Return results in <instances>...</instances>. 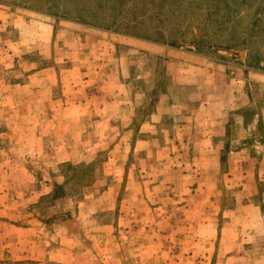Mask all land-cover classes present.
I'll use <instances>...</instances> for the list:
<instances>
[{
  "label": "rangeland",
  "instance_id": "1",
  "mask_svg": "<svg viewBox=\"0 0 264 264\" xmlns=\"http://www.w3.org/2000/svg\"><path fill=\"white\" fill-rule=\"evenodd\" d=\"M0 264H264V0H0Z\"/></svg>",
  "mask_w": 264,
  "mask_h": 264
},
{
  "label": "trees",
  "instance_id": "2",
  "mask_svg": "<svg viewBox=\"0 0 264 264\" xmlns=\"http://www.w3.org/2000/svg\"><path fill=\"white\" fill-rule=\"evenodd\" d=\"M78 170L82 169L81 167L80 168H76ZM86 169H89V167L87 166ZM70 177H66V180L65 182H70ZM50 199L52 200H57V199H60V198H63L64 197V191H63V188L62 186H57V185H54L53 186V189H52V192H51V195L49 196Z\"/></svg>",
  "mask_w": 264,
  "mask_h": 264
}]
</instances>
